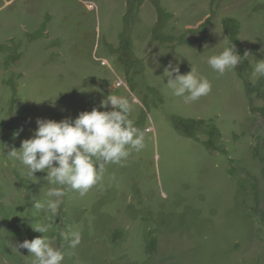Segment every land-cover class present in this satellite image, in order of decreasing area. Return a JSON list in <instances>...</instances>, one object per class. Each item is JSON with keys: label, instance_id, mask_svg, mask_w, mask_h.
<instances>
[{"label": "rangeland", "instance_id": "374dc122", "mask_svg": "<svg viewBox=\"0 0 264 264\" xmlns=\"http://www.w3.org/2000/svg\"><path fill=\"white\" fill-rule=\"evenodd\" d=\"M233 44L240 62L220 75L207 60ZM262 59L264 0H0V264H33L17 244L43 235L62 264H264ZM169 63L211 91L174 96ZM111 93L144 147L84 196L8 156L37 118L75 119ZM49 187L64 189L55 216Z\"/></svg>", "mask_w": 264, "mask_h": 264}, {"label": "clouds", "instance_id": "9594fccd", "mask_svg": "<svg viewBox=\"0 0 264 264\" xmlns=\"http://www.w3.org/2000/svg\"><path fill=\"white\" fill-rule=\"evenodd\" d=\"M248 56L245 53L244 57ZM240 58L233 44L219 54L210 56L207 63L223 75L227 70L235 68ZM254 73L264 76V59L256 60ZM164 75L172 94L183 97L185 103L196 101L211 91V82L198 74L193 65L190 72L180 74L179 66L169 63L164 68ZM109 105L113 110H100L107 109ZM130 111L131 105L126 97L111 93L101 101L99 108L82 111L75 119L56 121L37 118V128L32 137L23 140L21 148L13 149L8 156L26 166L29 176H34L38 171L46 172L45 179L49 185L66 186L84 196L101 178L106 164H120L130 155L131 150L139 151L144 147V132L134 125ZM46 195L50 198L47 209L55 216L64 189L49 187ZM33 207L39 210L43 205L35 201ZM33 229L45 234L48 226L40 225ZM62 236L72 248L81 243L79 231L62 233ZM17 248L27 249L35 257L33 264H62L65 258L60 248L53 247L52 240L45 235L24 240L17 244Z\"/></svg>", "mask_w": 264, "mask_h": 264}]
</instances>
